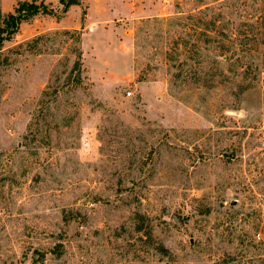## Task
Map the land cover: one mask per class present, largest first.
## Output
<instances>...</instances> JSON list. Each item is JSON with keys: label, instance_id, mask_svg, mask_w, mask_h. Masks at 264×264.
Listing matches in <instances>:
<instances>
[{"label": "rangeland", "instance_id": "rangeland-1", "mask_svg": "<svg viewBox=\"0 0 264 264\" xmlns=\"http://www.w3.org/2000/svg\"><path fill=\"white\" fill-rule=\"evenodd\" d=\"M36 1L0 49V264H264V69L179 76L200 0H80L64 27Z\"/></svg>", "mask_w": 264, "mask_h": 264}, {"label": "trees", "instance_id": "trees-1", "mask_svg": "<svg viewBox=\"0 0 264 264\" xmlns=\"http://www.w3.org/2000/svg\"><path fill=\"white\" fill-rule=\"evenodd\" d=\"M63 12L80 0H59ZM198 13L179 16L178 26L190 29L187 35L196 42L179 37L175 52L187 54L176 67L185 81L215 88L231 85L235 92L250 88L264 69V0H200ZM40 14H54L44 2L20 0L14 11L0 13V49L18 32L21 23ZM55 252H59L56 250ZM44 263V252H39Z\"/></svg>", "mask_w": 264, "mask_h": 264}, {"label": "crops", "instance_id": "crops-1", "mask_svg": "<svg viewBox=\"0 0 264 264\" xmlns=\"http://www.w3.org/2000/svg\"><path fill=\"white\" fill-rule=\"evenodd\" d=\"M78 7L79 6V4L78 5H73V7ZM72 7V8H73ZM71 9H68V11L65 13V15L66 16H64V17H62V19H60V21L58 22V24H59V26H61V27H64L65 25V20L69 17V15L71 14Z\"/></svg>", "mask_w": 264, "mask_h": 264}]
</instances>
